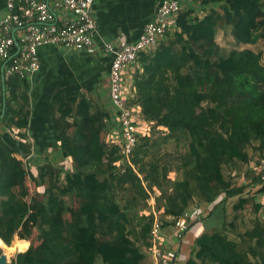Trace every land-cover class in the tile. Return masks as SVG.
<instances>
[{"label": "trees", "instance_id": "1", "mask_svg": "<svg viewBox=\"0 0 264 264\" xmlns=\"http://www.w3.org/2000/svg\"><path fill=\"white\" fill-rule=\"evenodd\" d=\"M230 1L184 0L176 31L128 71V105L149 128L137 134L133 166L122 139L109 140L121 130L110 99L57 91L50 119L60 156L41 159L21 79L5 82L4 116L1 85L0 250L18 237L21 251L10 264H152L156 212L167 234L188 212L201 228L184 264H264V0H235L240 13ZM245 167L248 192L231 183ZM27 180L34 194L23 193ZM231 201L235 224L255 216L244 232L229 224ZM213 216L220 225L203 230ZM106 244L112 256L101 253Z\"/></svg>", "mask_w": 264, "mask_h": 264}, {"label": "built area", "instance_id": "2", "mask_svg": "<svg viewBox=\"0 0 264 264\" xmlns=\"http://www.w3.org/2000/svg\"><path fill=\"white\" fill-rule=\"evenodd\" d=\"M93 5L94 0H54L53 4L39 0H8V13L0 21V88L11 77L26 78L36 74L41 68V47H63L76 52L90 49L99 33ZM180 10L177 1L165 2L135 43L120 48L103 43L105 52L112 57L109 96L121 128L119 135L110 141L117 143L119 138L122 139V156L130 165L139 130L148 132L149 128L139 127L140 111L128 105L131 87L125 86L123 78L142 52L155 49L160 41L166 39L168 31H176ZM2 99L0 90V106ZM261 168L259 174L264 181V159ZM190 218L191 213L188 212L175 219L172 232L167 234L164 224L156 216L148 248L152 264H176L177 244L187 242V234L197 227L189 224Z\"/></svg>", "mask_w": 264, "mask_h": 264}, {"label": "crops", "instance_id": "3", "mask_svg": "<svg viewBox=\"0 0 264 264\" xmlns=\"http://www.w3.org/2000/svg\"><path fill=\"white\" fill-rule=\"evenodd\" d=\"M39 1L54 3V0ZM168 1H177L180 7H184V0H94L92 11L99 33L90 49L76 52L63 47H41L39 49L40 70L26 78L14 76L21 79V85L24 86V91L29 96L28 135L33 144V155L36 154V157L41 159L60 156V143L56 141L50 119V106L54 94L61 90L73 98L80 94L93 95L98 99H103L102 94L109 96L112 57L105 52L103 43H111L119 48L135 43L142 37L145 26L154 20L158 9ZM7 13L8 0H0V21ZM128 71L126 76L128 74L132 87ZM3 87L5 88V84ZM144 125L148 127V124ZM118 135L119 132L113 133L109 136V140ZM6 138L13 142L15 140L14 132L13 134L9 132ZM71 164V161L62 160L59 167L68 171L72 169ZM241 184L248 187L246 192L252 189L249 180L248 182L243 181L239 185ZM188 238L189 240L183 242L179 245L180 249H177L181 260L178 256L176 264H184L190 246L194 243L193 237ZM101 253L106 254L103 250Z\"/></svg>", "mask_w": 264, "mask_h": 264}, {"label": "rangeland", "instance_id": "4", "mask_svg": "<svg viewBox=\"0 0 264 264\" xmlns=\"http://www.w3.org/2000/svg\"><path fill=\"white\" fill-rule=\"evenodd\" d=\"M228 3L231 5V8H232L233 11H235L236 13H240V10H239L240 9V4H238V1L233 0V1H230ZM188 27H190V25H188ZM217 71L218 70H215L214 78H217ZM123 79H124L125 86L127 88H130L129 77L128 76H124ZM102 96H103V99H105V102L108 103L109 96L108 95H105V94H102ZM144 124H146V122ZM144 124H140L139 127H141L142 129L143 128L146 129L147 128V125H144ZM252 165H253V167H250V168L255 169L254 163H252ZM248 170H249V168L248 167H245L244 171L241 172L240 176H237V173L236 172H232V175H231V179H232V182L231 183H232V185H239L243 181H247L248 182L249 179L247 177L249 176V173H251V172H248ZM173 177H175V175H173ZM88 183H91V185L94 184L95 183V179L94 178H89L88 179ZM22 191L26 195H30V193L31 194H34L35 193L33 191L32 184L28 180L26 181V183H25ZM232 202L233 201H231V203H229L230 206H228L229 207V219H228L229 224H230L231 228L236 229V231L244 232L247 229V226H249V227L252 226V221H254L255 216H253L252 214H247L245 217L241 218L235 224V221L233 220V218H234V216H233L234 215V212H232V209H231ZM150 204L152 206L150 209L153 210V211H155V205H156L155 202L152 200V201H150ZM249 210H247V212H249ZM145 212L148 213L149 210H147ZM155 214H156V216H158L160 218V213L156 212ZM219 225H220V223H219V217L218 216H213L212 218H210L208 220V223H205V224L203 223V230L204 229L210 230L212 228L218 227ZM234 227H237V228H234ZM199 228L200 227L197 226V227H194L193 229H191L190 230L191 232L188 234V237H193L194 235H196ZM138 230H140V229L138 228ZM188 237L186 239L187 241L189 240ZM18 240H20V239L18 237H16L14 239L12 245H11L12 246L11 250L8 253H5L6 257L8 258L9 264L15 259L17 253H20L21 252V251H18V249H19ZM29 241L32 242V239H30ZM179 247H180L179 244H177L176 249H178ZM90 250H92V248H88V251H90ZM101 250H103L104 253H106L108 256H111L112 254L115 253V250L109 244L103 245ZM178 256H179V259L181 260V256L180 255H178ZM178 264H180V263H178Z\"/></svg>", "mask_w": 264, "mask_h": 264}, {"label": "water", "instance_id": "5", "mask_svg": "<svg viewBox=\"0 0 264 264\" xmlns=\"http://www.w3.org/2000/svg\"><path fill=\"white\" fill-rule=\"evenodd\" d=\"M4 86V85H3ZM4 88V87H3ZM4 91H5V88H4ZM5 103H6V98H5V93H4V106H3V116H4V112H5ZM0 264H9V261H8V258L2 254L0 256Z\"/></svg>", "mask_w": 264, "mask_h": 264}, {"label": "bare ground", "instance_id": "6", "mask_svg": "<svg viewBox=\"0 0 264 264\" xmlns=\"http://www.w3.org/2000/svg\"><path fill=\"white\" fill-rule=\"evenodd\" d=\"M2 254H4V255H5V253H3V252L0 250V256H1ZM5 256H6V255H5Z\"/></svg>", "mask_w": 264, "mask_h": 264}]
</instances>
